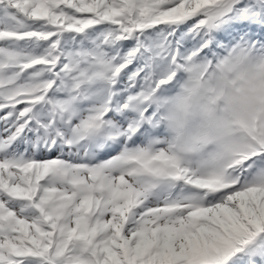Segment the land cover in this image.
<instances>
[{
    "label": "snow or ice",
    "instance_id": "obj_1",
    "mask_svg": "<svg viewBox=\"0 0 264 264\" xmlns=\"http://www.w3.org/2000/svg\"><path fill=\"white\" fill-rule=\"evenodd\" d=\"M0 264H264V0H0Z\"/></svg>",
    "mask_w": 264,
    "mask_h": 264
}]
</instances>
